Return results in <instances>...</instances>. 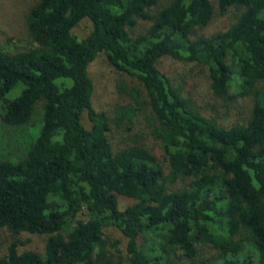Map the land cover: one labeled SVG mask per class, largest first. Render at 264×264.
I'll return each mask as SVG.
<instances>
[{
    "label": "trees",
    "instance_id": "1",
    "mask_svg": "<svg viewBox=\"0 0 264 264\" xmlns=\"http://www.w3.org/2000/svg\"><path fill=\"white\" fill-rule=\"evenodd\" d=\"M160 3L37 0L28 42L0 45V118L31 133L19 157L0 154V229L14 237L0 264H201L208 249L222 264H264V0ZM230 8L239 14L225 30L198 33ZM87 20L89 34H75ZM101 53L145 88L120 81L129 101L113 117L94 105ZM165 56L203 65L224 101L234 88L251 95L245 120L205 114L160 68ZM139 116L159 147L136 135L116 149L112 121ZM21 234L47 240L23 249Z\"/></svg>",
    "mask_w": 264,
    "mask_h": 264
},
{
    "label": "rangeland",
    "instance_id": "2",
    "mask_svg": "<svg viewBox=\"0 0 264 264\" xmlns=\"http://www.w3.org/2000/svg\"><path fill=\"white\" fill-rule=\"evenodd\" d=\"M37 0H0V45L19 50L29 40L27 30V14L29 8ZM171 0H161L160 6L167 5ZM212 21L198 31L199 34L212 35L225 30L238 16L234 8H230L225 14H221L217 9ZM148 25L141 21L138 30L142 31ZM92 29L90 21H83L74 28V33L86 37ZM231 62V61H229ZM160 68L166 72L175 82L186 86L189 96L199 105L200 109L208 116L216 118L218 121L231 124L237 121H244L248 116L251 106V95H242L239 89H232V97L224 101L216 96L208 82L207 74L203 65L186 64L184 62L165 56L159 60ZM90 73L95 80L94 105L98 111H105L113 117L115 107L129 101L125 94L118 90V83L126 81L131 85L138 86L145 91L144 85L136 77L117 71L108 61L105 53H101L90 65ZM88 126L90 121L88 115L83 118ZM116 149L124 146L129 138L141 135L142 142L148 143L152 147H159V143L151 136L150 127L142 116H139L134 126L124 122L117 124L112 121L109 132ZM31 140V133L16 128L6 126L0 118V154L11 159H16L25 149ZM132 201L122 197L121 205L125 207ZM106 238L120 239V247L126 251L127 238L115 226H108L105 229ZM23 241V249L42 250L47 240L45 235L21 234L18 236ZM14 240L11 232L6 228L0 229V259L7 252L8 245ZM126 253V252H125ZM200 253L201 264H222L224 258L219 259L217 251L208 249L207 253ZM210 258V259H208ZM208 259L209 262H203Z\"/></svg>",
    "mask_w": 264,
    "mask_h": 264
}]
</instances>
